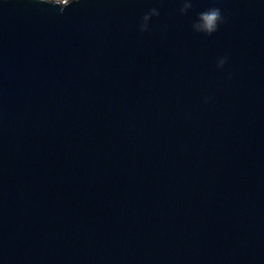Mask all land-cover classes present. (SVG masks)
<instances>
[{
    "label": "water",
    "instance_id": "obj_1",
    "mask_svg": "<svg viewBox=\"0 0 264 264\" xmlns=\"http://www.w3.org/2000/svg\"><path fill=\"white\" fill-rule=\"evenodd\" d=\"M183 2L0 0V264H264V0Z\"/></svg>",
    "mask_w": 264,
    "mask_h": 264
},
{
    "label": "clouds",
    "instance_id": "obj_2",
    "mask_svg": "<svg viewBox=\"0 0 264 264\" xmlns=\"http://www.w3.org/2000/svg\"><path fill=\"white\" fill-rule=\"evenodd\" d=\"M81 0H34L36 4L49 5L53 8H59V12L62 14L67 8L73 4H79ZM193 8L192 0H184L182 7L179 9L181 15L187 14V12ZM158 10L153 7L147 14L142 17V23L140 25V31H148V22L153 16H158ZM225 17L222 15L221 10L217 7L209 8L197 15L196 20L192 24V28L195 32L202 33L206 36H211L218 31L220 25L224 24ZM227 61V55L219 59L217 68H222Z\"/></svg>",
    "mask_w": 264,
    "mask_h": 264
}]
</instances>
